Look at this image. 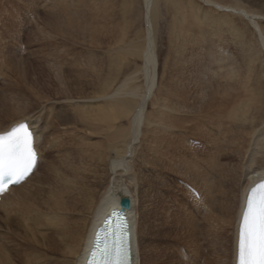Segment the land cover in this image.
Here are the masks:
<instances>
[{"label":"rangeland","instance_id":"1","mask_svg":"<svg viewBox=\"0 0 264 264\" xmlns=\"http://www.w3.org/2000/svg\"><path fill=\"white\" fill-rule=\"evenodd\" d=\"M73 1L70 8H64V5L69 6V0H0V126L9 125L18 116V112L24 111V106L20 104L26 101L23 98H28L30 95V103L35 106H30L28 113L30 117L43 115L53 105L56 107L67 105L65 98L60 95L55 96L54 94L49 99L50 101L39 100L36 97L45 95L41 92V87L47 89L45 93L51 90L55 93L60 90L55 85L56 79L52 72L58 69L66 72L68 68L72 73L81 70L69 66V63L78 57L83 61L81 56L88 55L89 50L97 56L95 60L103 59L107 63L111 59L110 55L114 54L112 47H116V44L120 42L123 44L120 43V47L124 49H130L132 44L142 46L145 35L143 0ZM213 1L223 6H235L234 0ZM244 1L240 0L242 8L244 7L249 12H261L264 16V0ZM68 12L70 13L67 14ZM74 12H77L75 16ZM70 15L75 17V19L72 17L73 21H71L76 25L75 27L79 25V31L76 32L75 37L80 41L75 44V51H71V47L67 46L70 41L59 43L58 36L52 39L47 38L54 34L52 25L63 26ZM207 15L209 16L206 17ZM219 15L213 8H207L200 0L157 1L153 23L158 61L157 82L155 91L148 98L146 110L142 115L141 132L133 157V165L136 167L137 174L135 176H138L139 193L148 201L149 205L146 203V209H152L146 220L139 223V245L141 256L145 258L143 259L146 264H208L210 261L214 264L218 260L217 257L221 258L219 259L220 264H229L231 261L232 226L229 227L228 223L235 218L240 191L236 187V190H233L229 194V199L226 200L223 190L228 191V187L222 184L224 189L221 183L223 181L229 183L224 176L229 171L235 168L238 170L241 165L245 164L246 159L252 153L250 147L255 136L264 131V56L261 51L259 52L258 35L248 22L239 17L234 18L230 14L219 13ZM178 17L184 22L179 24ZM192 21L197 22L195 24ZM210 21H214L216 29ZM259 25L264 32V18L259 21ZM92 29L98 30L96 37L88 32ZM82 37L87 40L93 37L95 41L98 38L103 48L88 49L86 43L82 44ZM120 38L121 40L118 41ZM199 41L200 43H197ZM182 43H184L183 46ZM199 52L203 53L199 54ZM196 55H200V60H197ZM214 55L221 58L226 57L225 62L229 63L225 65L233 66L242 76L244 74L248 76L249 80L245 87L247 86L246 89L250 93L249 97H252H250L251 108L249 107L250 111L248 110L246 118L243 117L236 122H229L223 118L224 113L219 108L228 109L237 101L241 103L246 98L238 82L221 85L217 83V87L208 86L215 83H208L209 80H207L210 79V71L217 70L213 62ZM174 62L178 64L175 65ZM215 62L217 63L216 60ZM125 64L120 80L140 68L142 62L137 57H130ZM96 65L93 67L98 69L99 63ZM217 67L219 71L218 63ZM101 71L103 74V70ZM98 72L95 73L101 75ZM177 72H182L179 77L176 76ZM73 76L74 74L68 77V80L73 79ZM181 77H185L186 81L180 83ZM187 78H194L195 81L188 83ZM36 80L38 84L35 83ZM172 83L174 85L184 83L183 91L181 89L176 91H182L183 94L177 93L178 97L172 98L182 102L189 110L168 114V117H165L166 120L164 119L166 127L163 131H156L153 135L154 102H157L156 98L164 93L163 91L174 88V86L172 88ZM226 85L230 86L231 91L226 93L229 95L224 96L219 88H224ZM197 86L200 88L208 86L209 89H207L205 102H200L204 104L203 106L197 99L195 100ZM135 87H142L141 78ZM92 91L91 89L85 91V95H91ZM83 102L90 101L78 99L73 103L82 104ZM71 110L72 108L68 109V116H70L69 118L67 116V123H62L61 126L56 124L58 126L54 129L52 135L54 137L50 136L51 138L48 139L42 137L39 140L38 147H40L42 159L33 183L37 182V178L42 175L43 170H46L45 166L50 161L56 158L64 159L60 157L62 151H66V146L68 149L76 147L80 151L81 147L82 149H93L95 146H100L104 140H107L109 144L114 130L107 132L106 135H102L99 131L91 132L92 126L80 120L77 117V111L73 109L72 113ZM185 111L188 113L185 114ZM28 116L26 117L29 118ZM128 126L129 118H126L122 125L116 127V130H126ZM52 140H56L59 144L57 153L49 149ZM59 151L60 154H58ZM255 158L257 165L263 163L259 156ZM109 173L108 167L107 175ZM156 174L159 177V183H157L159 185L153 183V186L152 180ZM209 182H212L215 188L212 195L207 196V192L202 187ZM190 187L197 190L200 199L198 194L196 196L190 191ZM98 191L99 188L94 189V192ZM204 198L208 200L201 205ZM226 204L230 205L229 209L225 210ZM197 207H200L199 212ZM207 218H209L208 222ZM192 222H197V224L195 233L192 234L194 236L191 237V227L189 229L188 225ZM219 234L221 243L216 247L215 243Z\"/></svg>","mask_w":264,"mask_h":264},{"label":"bare ground","instance_id":"2","mask_svg":"<svg viewBox=\"0 0 264 264\" xmlns=\"http://www.w3.org/2000/svg\"><path fill=\"white\" fill-rule=\"evenodd\" d=\"M157 1L158 0H143L145 35L142 46H135L132 44L130 49H124L120 47V42L119 44H116V47H112L114 48L112 50L114 54L110 55L111 59L107 63H105L103 59H98L99 62H95L98 61L95 60L97 56L92 54L89 50L88 55L86 54L81 56L83 61L78 59V57L74 59L72 63H69V66L78 69L80 68L81 70L75 71L73 73L69 68V70L67 69L66 72L62 69H58V71L53 70L55 71L52 72V75L56 79L55 85H57L60 90L55 93H53L52 90L48 91L49 93H45L47 89L41 87V92L45 95L43 97L38 95L39 97L36 98L39 100L46 99L47 101H50L49 99L52 98L54 94L55 96L60 95V97L65 98L67 105H61L60 107L53 105L50 106V110H46L43 115L30 117L28 116V113L32 104L30 103L31 98H29L31 95H28V98H23V100H26L27 103H25L26 101H22L21 104L19 103L20 105L24 106V111H22V113L21 111H17L18 116H16V118L13 119L11 121L12 123L9 125L6 124L5 126H0V133H3L20 123L26 122L29 124L31 131L36 134L34 149L38 152V163L32 175L23 184L11 188L8 194L0 201V264H85L92 248L96 231L102 227L103 222L109 216L111 210H119V203L123 198H129L131 201V208L125 212V216L129 221L131 264H146L144 262L145 258L141 256L142 252L139 245V223L140 221L142 222L146 220L149 211L152 209H146V203L148 204V201L145 200L144 197L139 193V186L137 182L138 176H135L137 174L136 167L133 165V157L135 155V145L138 142L141 132V119H143L142 115L146 110L148 98L151 97L155 91L157 82L158 61L153 26L155 21L154 12L157 8ZM73 2V0H69V6L66 7L64 5V8H70ZM200 2L207 6V8H213V10L218 13V15L219 13L224 15L230 14L233 15L234 18L239 17L248 22L258 35V46H260L259 52L261 51L264 56V32L259 25V21H262L264 18V16L261 15V12H249L245 10L244 7L242 8V3L240 0H234L235 6H223L213 0H200ZM69 13L70 12L67 14ZM76 13L77 12H74V16ZM179 15H181V13ZM74 16L70 15L66 24L63 26L60 25L61 27L53 23L54 25H52V29L54 34L53 36L47 37L52 39V37L58 36L59 43H68L70 41L67 46L69 45V47H71V51H75V44L80 41L79 38L75 37L76 32L79 31V25L75 27L76 25L71 22L73 21L72 17L75 19ZM208 16L209 15L206 17ZM178 18L180 19L179 24L184 22L182 19L183 17ZM58 19H60V21L62 20L61 18ZM193 19L194 18H192V20ZM176 21L175 23H177ZM196 22L194 21L193 23L196 24ZM213 22L211 23L213 24ZM55 23L58 22L55 21ZM195 24L193 25L195 26ZM213 26L215 29L217 28V26L215 27L214 24ZM224 30L225 28L223 29V32ZM231 31L233 30L231 29ZM88 32L92 33V35L96 37L98 30L92 29L88 30ZM218 32L220 33V31ZM97 39L95 41V38L91 37L89 40H87L85 37H82L81 42L82 44L86 43V47L88 49L91 48L96 50L98 47L103 48L100 46L101 44L99 43V39ZM37 40H39L38 37ZM43 40L45 41L44 38ZM120 40L121 38L118 41ZM197 43H200V41ZM183 44L184 43H182V46ZM175 53L178 54L181 52ZM201 53L199 52V54ZM130 57L139 58L142 62V65L140 68L124 77L123 80H120V76L123 72L124 66L126 65L125 62H128ZM181 57H178V59H181ZM196 57H198L197 60H200V55H196ZM214 59L217 61L220 69L218 71L217 63L212 59L217 70L210 71L211 76L209 77L210 79H207L209 80L208 83H215L208 86L212 85L213 87H217V83L221 85L227 84L229 82H238L242 91H244L246 98L241 103L237 101V103H234L228 109L219 108L221 112L223 111L224 113L223 118L229 122L239 121L243 117L246 118L248 110L250 111V97H252H249L250 93L246 89L247 86L245 87L249 80L248 76L245 74L242 76L235 70L233 66L225 65L229 63L225 62L227 59L226 57L221 58L214 55ZM177 62L180 63L179 61ZM98 63V69L93 67ZM178 63H175V65ZM179 65L177 67H179ZM100 69L103 70V74L101 73L102 71ZM95 72L101 73V75H97ZM181 73L177 72L176 76L179 77ZM73 74L74 78H69L68 80V77L72 76ZM75 74L77 76H75ZM140 78L142 81V87H135L137 81ZM173 78L171 80H173ZM184 78L181 77L179 82L181 83L186 81ZM193 79H189L187 82L190 83L191 81H195ZM178 80L179 78L177 81ZM35 83L38 84L37 80ZM180 83L176 85L172 83V88L174 86L173 89H166L163 91L164 93H162L160 96L158 95L156 98L157 102H154L155 111H153L155 119L153 122V135H155L156 131H163L164 127H166L164 119L166 116L168 117V114L171 115V113H179L184 110H189V108H187L182 102L180 103L179 100L176 101L173 99L178 97L177 93L183 94L182 87L184 86V83L181 85ZM208 86L202 88L197 86L198 90H196L195 100L197 99L199 103L203 101L205 102V97H207L206 93L209 90ZM89 89L93 90L91 95H85V91ZM180 89L182 91L176 92ZM219 89L223 91L222 95L224 96L229 95L226 93L231 91L230 86L228 85ZM78 99L86 101L89 100L90 102L74 104V100ZM92 101H95L96 103L93 104L91 103ZM15 102H13V104H15ZM200 105L203 106L204 104L200 103ZM18 106L19 105H17V107ZM71 108L72 110L74 109V111H77V117H79L80 120L87 122L92 126V131L90 130L91 132L99 131L102 133V135H106L107 132L114 130L110 142L108 144L107 140H104L100 146H95L93 149H82L81 147L80 151L79 149H76V147L68 149L66 146V151L63 150V153L60 157L64 159L58 160L56 158L50 161L45 166L46 170H43L42 175H39L37 182H34V184L32 181H34V176L36 175V171L42 159L38 142L40 139H42V137L45 139L51 138L50 136L53 135L55 127L58 125L61 126L62 123L68 122V109ZM74 111H72V113ZM187 111H185V114L188 113ZM126 118H129L128 128L126 130H116V127L122 125L124 119ZM56 124L58 125L56 126ZM166 130H168V128ZM252 143L253 144L250 147L252 148V153H250L249 157L246 159L245 164L241 165L239 168L237 167L239 171L235 168L233 171H229L228 174L224 176V178L228 180L229 183H226V181L221 183V186L224 187L222 184H225L228 187V191L225 189V187V190H223V195L224 197L226 196V200L229 199V194L232 193L233 190H236V187H238L240 191V197L238 196L237 207L235 210V218L230 223H228L229 227L232 226L231 230L233 242V250L232 252L230 251L232 256L229 264H237L239 228L247 194L251 188L264 182V131L259 132L255 136ZM106 144H108V146ZM49 149H52L53 153L58 152L59 144L56 143V140H52V144ZM246 151L247 150H245V152ZM58 154H60V151ZM256 156H259L262 159L263 163L261 165H257L255 162ZM108 167L110 170L109 175H107ZM153 183L155 185H159L157 184L159 183L158 174L153 177L152 184ZM95 188H99V191L94 192ZM214 188L215 187L212 182H209L205 187H202V189L207 192V196L212 195L211 193L214 191ZM195 191L197 192V190ZM143 195H145V193ZM198 196L200 199L199 194ZM207 200V198H204L201 205H203L204 202H207ZM226 205L224 207L225 210L230 204ZM197 211H200V207L197 209ZM208 220L209 218H207V222ZM196 224L197 222H192L188 225L189 229L191 227V237L194 236L192 234L195 233ZM220 238L221 236L219 234L217 237V242L215 243L216 247L221 243ZM217 258L218 260L214 264H220L219 259L221 258ZM208 264H212V261H210Z\"/></svg>","mask_w":264,"mask_h":264},{"label":"snow or ice","instance_id":"3","mask_svg":"<svg viewBox=\"0 0 264 264\" xmlns=\"http://www.w3.org/2000/svg\"><path fill=\"white\" fill-rule=\"evenodd\" d=\"M29 124L20 123L0 133V193L19 184L34 169L38 152ZM129 221L121 216L117 238L100 250V264H128ZM237 264H264V182L251 188L246 197L239 228Z\"/></svg>","mask_w":264,"mask_h":264},{"label":"water","instance_id":"4","mask_svg":"<svg viewBox=\"0 0 264 264\" xmlns=\"http://www.w3.org/2000/svg\"><path fill=\"white\" fill-rule=\"evenodd\" d=\"M131 208V201L129 198H123L121 199L120 203H119V210L117 209H113L110 211L109 217L113 218L114 215L119 216V215H124L125 216V212L127 210H129ZM129 231V228H128ZM131 254V252H130ZM130 264V262H129Z\"/></svg>","mask_w":264,"mask_h":264}]
</instances>
